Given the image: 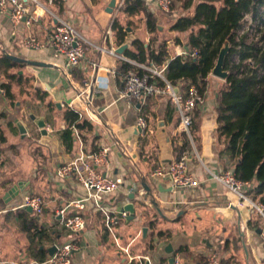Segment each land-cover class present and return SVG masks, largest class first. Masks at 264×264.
Segmentation results:
<instances>
[{
  "label": "crops",
  "instance_id": "crops-1",
  "mask_svg": "<svg viewBox=\"0 0 264 264\" xmlns=\"http://www.w3.org/2000/svg\"><path fill=\"white\" fill-rule=\"evenodd\" d=\"M40 1L45 10L39 9L41 16L31 28H27L24 24L15 28L9 17L0 14V51L2 53L0 60L6 56L47 65L42 67L22 63L24 66L21 68L8 69L0 64V72L2 69L7 71L18 69L17 74L23 76L22 83H24L26 81H24L23 70L26 67L25 69L32 70V79L40 84L36 90L37 96L40 95L39 91H43L56 98L47 85L56 89L57 95L62 96H60L61 101L56 98L57 104H55L59 110V121L51 124L42 116L48 125V135H43L34 121L44 142L42 149L45 153L39 151L40 155L36 157V166L39 168L35 169L43 174L42 177L16 184V181L0 173V178L6 179L0 183L2 203L14 206L15 202L20 201L14 206L13 211L7 212L8 224L15 233L14 243H10L9 247L14 255L9 257L10 253L4 254L5 250L0 248V264H24V262L13 260L20 255L25 257L26 263L44 261L52 256L51 249L54 246L71 241L70 237L73 235L63 226V220L56 218L55 214L72 201L84 198L86 191L74 179H60L56 173L57 169L81 152L91 154L105 148L110 149V164L103 173L111 178H121L123 184L116 193L105 198L104 204L115 211H122L128 204L134 205L135 219L130 220L131 214L128 213V218L122 219L117 225L119 227L117 233L122 240V245L127 246L133 241L131 245L133 256L148 257L153 264H173L174 260H178L180 264H206L208 256L216 252L224 264H264V244L259 233L262 229L260 217L251 209L238 207L237 196L211 177V173H221L228 167L234 166V161L226 157L221 159L220 152L223 146L217 139L218 97L220 87L225 81L215 79L216 77L211 74L213 77L210 76L205 103L196 111L199 115L198 128L195 132L196 140L192 135L190 138L187 134L192 150L184 156H187L200 186L185 190L174 189L169 180H156L151 175L159 164L175 161V147L183 144L180 138L183 133L179 130L178 111L167 98H150L146 103L136 107H129L127 101L121 98L125 82V78L118 73L121 63H130L142 71H144L140 68L142 66L147 68L154 66L139 64L126 57V51L134 50L135 40L144 43L143 39H147L148 43H144L146 47L151 42L152 36L147 31L145 18L140 17V22L135 27L132 22L139 17H129L122 13L128 18L129 25L125 26L127 30H124L127 33L126 39L123 44H120L113 29L114 22L119 21L117 12L114 11L112 14L107 12L111 0ZM146 5L157 18L162 33L164 28L167 29L160 25L166 14L155 6L147 3ZM194 11L195 7L184 9L187 15H193ZM177 16L178 19L183 17ZM60 21L72 24L87 42H85L86 58L78 68L68 67L64 58L53 57L50 50L34 51L23 46V40L29 35L46 43ZM173 24L168 29L173 39L166 42V44L170 43L169 46L167 45L170 59L177 50L182 47L188 48L189 37L188 33L172 31ZM109 30L112 34L106 40ZM123 46H128V49L123 54H119L118 51ZM97 47L114 48L126 60L101 53ZM96 63L101 64L99 70L94 69ZM14 75H10L7 79L10 81L17 79L13 77ZM90 77L96 82L91 108L93 110L97 105L94 109L96 112L93 111L98 116L100 124L82 119L93 126V134L86 135L85 141L79 139L74 152L68 153L57 135L58 131L68 126L59 112L67 108L75 111L69 106L78 94V90L76 91L72 84L79 88L83 81ZM5 83L1 82L0 88ZM22 83L17 82L18 85ZM2 90L4 94L0 93V134L3 133L6 138V142H0L3 146L8 141L7 131L12 129V124H14L12 130H18L22 139H25L30 132L23 121L14 123L12 120H7V117L11 115V106L5 89ZM38 99L40 100L39 97ZM122 101L127 103V110L131 112L122 111L119 107ZM58 103L65 109H59ZM75 107L85 109V103L75 100ZM142 111H145V117L142 116ZM140 116L150 123V131L144 137L135 131V124ZM6 120L8 125L3 124ZM19 122L27 129L28 133L25 137L17 126ZM125 150L131 158L125 156ZM144 184L152 189L153 197H149L152 202L158 203V207L154 204L148 205L146 198L140 195L139 192L143 189L148 194ZM15 185H21L19 195L5 198L6 193ZM132 194L135 195L134 199L130 198ZM27 195L40 196L46 202V215L43 219L38 220L35 216L30 221L27 217L30 213L28 209H16ZM6 211L8 210H4ZM74 213L73 210H69L67 216L72 217ZM79 214L85 219L87 228L77 239L81 247L73 254V264H129L127 256L116 244L113 245L112 237L106 231L101 232V228L104 229L105 225L102 214L92 205ZM152 221L156 223L154 228L150 226ZM32 223L33 227L29 229ZM133 225H137L136 234H132ZM65 230L69 235L65 233ZM17 238L23 242V249L18 247ZM150 246H152L151 249ZM116 250L123 253V259L118 257ZM133 264H140V262L136 261Z\"/></svg>",
  "mask_w": 264,
  "mask_h": 264
},
{
  "label": "built area",
  "instance_id": "built-area-1",
  "mask_svg": "<svg viewBox=\"0 0 264 264\" xmlns=\"http://www.w3.org/2000/svg\"><path fill=\"white\" fill-rule=\"evenodd\" d=\"M148 5L155 6L158 10L166 15H175L177 0H145ZM257 1H255L256 3ZM261 8L263 16L254 19L253 13L247 14L242 21V28L237 32V41L245 39L247 44H258L264 46V5ZM39 9L45 10L40 0H0V14L9 17L15 28L24 24L27 28H31L41 16ZM244 21H247L243 26ZM112 31H107L106 40ZM86 40L78 33L76 28L65 21H60L50 39L44 43L34 36H28L23 40V46L28 50L41 51L50 50L55 58H64L70 68L80 67L86 58ZM87 43V42H86ZM170 43H167L169 46ZM242 46L238 47L241 50ZM101 53L117 57L120 60H126L119 55L114 48L107 49L97 47ZM200 56L198 48H184L177 50L171 57L172 59L181 57L184 60L197 59ZM239 59V56L235 57ZM249 64H253L252 61ZM100 63L94 64V69L99 70ZM143 73L139 71H131L128 73L121 98L126 100L129 107H136L147 102L150 98H167L171 105L178 111L180 117L179 130L186 133L191 138V128L194 125L195 110L205 103V97L200 94L195 86L188 87L187 90L182 88L181 83L173 84L169 82L165 73L167 64L161 66H153L147 68L140 67ZM78 94L75 100L85 103V109L82 110L75 107V100L71 101L69 106L75 109L80 119H85L91 123L100 124L99 118L92 110L93 96L96 90V82L92 77L83 81L79 88L72 84ZM0 93L4 91L0 88ZM135 131L141 137H144L150 131V123L146 118L140 116L135 124ZM110 149H101L96 153L87 154L81 152L69 162L61 165L57 169V176L62 180L74 179L86 191V196L76 201H72L66 207L60 209L55 214L56 218H61L63 226L70 231L73 236H79L87 228L85 219L79 214L92 205L98 210L104 219L105 227L113 238L116 246L127 256L129 264L139 261L140 264H153L148 257L133 256L131 254V244L122 245L116 228L119 222L128 218V212L115 211L104 204L107 196L116 193L123 184L121 178H111L104 175L103 170L110 164ZM125 156L130 157L127 150ZM151 177L160 180H169L174 189H193L200 186L198 178L192 171L187 156L180 160L170 163L159 164L152 172ZM213 180L224 186L229 192L238 198V207H246L251 209L262 220L261 241L264 244V203L254 201L249 193L252 189L250 182L241 181L236 177L233 167H228L221 173H211ZM141 196L146 198L148 205H153L149 195L143 189ZM151 200V201H150ZM46 202L40 196L27 195L23 203L16 209H31L38 220L46 215ZM69 210H73L74 216L68 217ZM57 250L44 261L31 262L25 264H73V254L80 250V244L76 239L71 240L62 245H56ZM173 264H180L178 260H174ZM206 264H224L216 252L208 256Z\"/></svg>",
  "mask_w": 264,
  "mask_h": 264
},
{
  "label": "trees",
  "instance_id": "trees-1",
  "mask_svg": "<svg viewBox=\"0 0 264 264\" xmlns=\"http://www.w3.org/2000/svg\"><path fill=\"white\" fill-rule=\"evenodd\" d=\"M262 5L264 0H257L256 3L253 0H184V9L195 7L194 14L179 18L171 30L188 33V47L200 50L197 59L188 60L181 57L170 59L167 41L160 40L158 20L149 11L145 0H124L120 11L129 17H144L147 31L152 36L147 47L142 41L135 40L134 50L126 51V57L147 66L167 64L165 77L169 82L175 85L181 83L184 90L195 86L204 97L220 52L227 43L230 44L231 52L225 64V70L229 71L230 76L221 85L218 97L217 139L223 146L220 157L234 161L236 177L250 182L251 198L264 203V46L255 43L249 45L245 39L237 41V32L242 28L244 17L252 12L257 20L261 16L259 7ZM113 29L118 43L123 44L127 36L124 30L127 28L115 21ZM239 46H242L241 50H238ZM236 56H239V64L233 63ZM250 60L254 65L248 63ZM0 64L8 69L24 66L6 56L0 60ZM130 71L143 73L127 62L121 63L118 73L126 79ZM13 77H17L18 84L22 83L21 74ZM1 88L5 89L6 97L13 102L11 86L5 83ZM39 92L40 100L45 101L48 93ZM196 111L191 128L194 140L199 117ZM59 113L68 126L57 132L58 138L65 150L73 153L79 139L85 141L86 135L93 134V126L80 119L70 108ZM142 116H146L145 111H142ZM180 138L183 144L175 147L176 160L182 159L192 150L188 135L183 133ZM0 142H6L3 133L0 134ZM32 225L29 229H32ZM155 225L154 221L150 222L151 227Z\"/></svg>",
  "mask_w": 264,
  "mask_h": 264
},
{
  "label": "rangeland",
  "instance_id": "rangeland-1",
  "mask_svg": "<svg viewBox=\"0 0 264 264\" xmlns=\"http://www.w3.org/2000/svg\"><path fill=\"white\" fill-rule=\"evenodd\" d=\"M123 2L124 0H118L117 7L115 8L114 11L117 12V18L119 22L123 26H128L129 25L128 18L124 17L120 11L121 6L123 5ZM178 2L180 4L176 5L175 7L177 14L164 16L163 22L162 24H160L162 26L167 27V29L165 28L163 29V32L159 36L160 40L162 41H168V40L173 39L168 29L178 19L177 15L183 16V15L188 14V13H184V0H177V3ZM259 12H260L259 16L260 15L263 16V14H261L262 12L261 8L259 9ZM139 22H140V17L137 19L135 18L134 22H132L133 26L136 27V25ZM246 23L247 21H244L243 26H245ZM143 41L144 43H148L147 39H143ZM170 51H172V49ZM1 55L2 53L0 51V56ZM233 63L239 64L240 61L239 59L235 58ZM25 68L23 72L25 74L24 81L26 82L22 83V85L17 84V79H12V81L7 79V77H9L10 75L19 73L18 69L9 70V71L2 69V71L0 72V83L6 82L10 84L11 91L13 94V102L9 100V105L11 106L10 107L11 115L7 117V120H12L14 121V123L18 121H23L30 132L25 139H22L18 130H15V131L12 130L14 127V124H12V127H11L12 129L10 131L9 130L7 131V135H8L7 143H5L3 146L0 145V150H1L0 173L5 175V177H9L12 180L16 181L15 182L16 184L18 182H27L31 179H34L35 177H42L43 175L42 173L35 170L39 168V166H36V162H37L36 157L40 155L39 151L44 152L45 150L42 149L44 147L43 145L44 142L42 140V137L40 136V132L37 126L35 125L34 121L37 118H40L42 116H44L47 119V122L51 124L57 123L59 121L58 120L59 110L57 109L55 105L57 104L56 98H54L53 96L49 94L46 97L45 101H40L38 99L39 96H37L36 94V90L38 86H40V84L36 80L32 79V76H33V72H31L32 70L28 68L25 69ZM95 104L97 103L95 102ZM96 106L97 105L94 106V109ZM119 107L122 109V111L131 112L127 110L128 105L125 101L120 102ZM61 109L63 110L65 108L62 106ZM7 120L4 121L3 124L8 125ZM42 155L44 157V154ZM4 179H5L4 177L0 178V183ZM19 203L20 201L17 203L15 202V204L13 205L16 206ZM14 206L5 205L4 203H2L0 199V211H1L0 213V248L5 250L4 254L10 253L9 257L14 255V252H12L9 247H10V243L11 244L14 243L15 233L13 231V228L8 224L7 218L9 214H7V212L13 211L15 208ZM4 210H8V211L4 212ZM27 217L30 221H32V219L35 217V214L29 213ZM136 226L137 225L132 226V234H136V228H137ZM118 228L119 227L116 228V231H118ZM104 231L108 233L105 225H104V229L101 228V232L103 233ZM65 233L68 234V231L65 230ZM108 235L110 234L108 233ZM78 237L79 236H72L70 238L71 240H74V239L77 240ZM16 241L19 244L18 247L23 249V242H20L18 238L16 239ZM112 243L115 246V243L113 242V240H112ZM19 248L18 250H20ZM20 251L22 252V250ZM115 253L118 255L119 258L123 259V253H121L119 250H116ZM13 260L24 262V264L26 263L25 261L26 259L22 255H20V257L18 258L15 257Z\"/></svg>",
  "mask_w": 264,
  "mask_h": 264
},
{
  "label": "water",
  "instance_id": "water-1",
  "mask_svg": "<svg viewBox=\"0 0 264 264\" xmlns=\"http://www.w3.org/2000/svg\"><path fill=\"white\" fill-rule=\"evenodd\" d=\"M253 1H257V0H253ZM117 6V0H111V3L108 7V13L112 14L115 10ZM128 49V46H123L121 49H119L118 53L119 54H123L126 50ZM231 52V47H230V44L227 43L225 45V47L221 50L220 52V55H219V58H218V61L216 63V66L212 72V75L220 80H223V81H227V79L229 78L230 74L228 71L225 70V64H226V59L228 58L229 54ZM13 60H16V61H19L21 63H27L28 65L30 66H42V67H46L47 65L46 64H42V63H38V62H33V61H25V60H20L18 58H14L12 57ZM47 88L52 92V94L54 96H56L57 100L58 101H61V94L57 95L56 94V89H52V87L50 85H47ZM61 96V97H60ZM65 98V97H64ZM70 102V101H69ZM58 108H62V105L60 103H58ZM36 122V125L39 127V129L41 130L42 134L43 135H48V132H47V128H48V125L45 121V118L42 117L40 119H37L35 120ZM21 134L25 137L27 135V129L24 127V125L19 122L17 124ZM21 185H15L12 189H10L8 191V193H6V197L5 198H8V197H11V196H18L20 191H21ZM144 187L145 189L147 190L148 192V195L153 197V193H152V189H150L146 184H144ZM134 194H132L130 196L131 199H134ZM153 204L155 205V207H158V203H156V201H153ZM158 209V208H157ZM28 211L30 213H32V210L31 209H28ZM122 211L124 212H128L131 214L130 216V220H134L135 219V215H136V210H135V207L133 204H128L126 206L123 207ZM145 233H146V230H145ZM259 233L261 234V230H259ZM171 247H169L170 249ZM57 250V247L54 246L52 249H51V254L53 255Z\"/></svg>",
  "mask_w": 264,
  "mask_h": 264
}]
</instances>
